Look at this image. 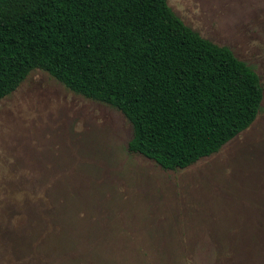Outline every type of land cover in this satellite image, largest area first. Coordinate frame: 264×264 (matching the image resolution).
Instances as JSON below:
<instances>
[{
    "label": "rangeland",
    "instance_id": "1",
    "mask_svg": "<svg viewBox=\"0 0 264 264\" xmlns=\"http://www.w3.org/2000/svg\"><path fill=\"white\" fill-rule=\"evenodd\" d=\"M168 3L264 89V0ZM132 137L122 112L41 70L1 100L0 264H264V99L187 169L130 153Z\"/></svg>",
    "mask_w": 264,
    "mask_h": 264
},
{
    "label": "trees",
    "instance_id": "2",
    "mask_svg": "<svg viewBox=\"0 0 264 264\" xmlns=\"http://www.w3.org/2000/svg\"><path fill=\"white\" fill-rule=\"evenodd\" d=\"M35 70L122 112L128 151L166 171L219 153L264 99L255 70L168 0H0V101Z\"/></svg>",
    "mask_w": 264,
    "mask_h": 264
}]
</instances>
